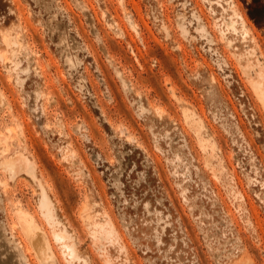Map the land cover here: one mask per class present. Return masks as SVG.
Instances as JSON below:
<instances>
[{
  "label": "rangeland",
  "instance_id": "374dc122",
  "mask_svg": "<svg viewBox=\"0 0 264 264\" xmlns=\"http://www.w3.org/2000/svg\"><path fill=\"white\" fill-rule=\"evenodd\" d=\"M263 73L264 0H0V264H264Z\"/></svg>",
  "mask_w": 264,
  "mask_h": 264
},
{
  "label": "bare ground",
  "instance_id": "6f19581e",
  "mask_svg": "<svg viewBox=\"0 0 264 264\" xmlns=\"http://www.w3.org/2000/svg\"><path fill=\"white\" fill-rule=\"evenodd\" d=\"M243 30H244V33L246 35L247 30L246 29H243ZM4 165L10 173H14L16 169H22L24 166H26V171L33 178H36L34 172L30 169L29 164H27L26 162H18L15 159H13V160H6L4 162ZM40 204H41V207L46 210V214L49 216L51 210L49 207L48 195L43 190L41 193ZM17 217H18L19 225H20L22 232L25 234L28 241L33 246L38 258L42 261L54 262L55 258L53 255L52 248L50 246L51 243L48 244L47 240L44 237V234L37 230V226L34 224V221L32 220V218L22 211L18 212ZM54 235L57 236L59 234L56 233ZM67 248L69 249V252H70L69 256L72 257L73 250L68 246H67Z\"/></svg>",
  "mask_w": 264,
  "mask_h": 264
}]
</instances>
